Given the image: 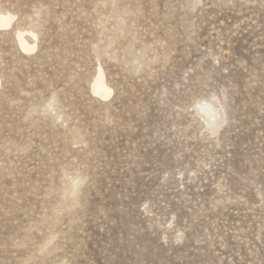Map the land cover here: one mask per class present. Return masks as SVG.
Segmentation results:
<instances>
[{"label":"rangeland","instance_id":"1","mask_svg":"<svg viewBox=\"0 0 264 264\" xmlns=\"http://www.w3.org/2000/svg\"><path fill=\"white\" fill-rule=\"evenodd\" d=\"M8 11L0 264H264V0Z\"/></svg>","mask_w":264,"mask_h":264},{"label":"bare ground","instance_id":"2","mask_svg":"<svg viewBox=\"0 0 264 264\" xmlns=\"http://www.w3.org/2000/svg\"><path fill=\"white\" fill-rule=\"evenodd\" d=\"M16 19V15L13 13L8 12H0V29H9L13 22ZM17 39L21 45V47L27 51V52H33L37 48L36 43H31L27 35H31L33 37H36V33L33 32V30H23L20 29L17 32ZM34 39V38H33ZM34 42V41H33ZM105 71L103 70L102 67L99 68L98 74L95 77V80L93 82V92L100 95L103 98H109L113 92L112 88L109 87V85L106 82V77H105ZM0 84H1V79H0ZM206 112L210 113V109H206Z\"/></svg>","mask_w":264,"mask_h":264}]
</instances>
